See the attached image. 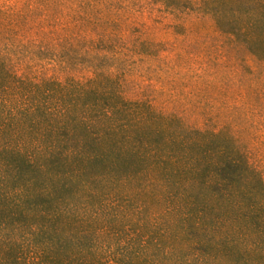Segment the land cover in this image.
Segmentation results:
<instances>
[{"label":"trees","instance_id":"1","mask_svg":"<svg viewBox=\"0 0 264 264\" xmlns=\"http://www.w3.org/2000/svg\"><path fill=\"white\" fill-rule=\"evenodd\" d=\"M162 2L0 0V264H264V0Z\"/></svg>","mask_w":264,"mask_h":264},{"label":"rangeland","instance_id":"2","mask_svg":"<svg viewBox=\"0 0 264 264\" xmlns=\"http://www.w3.org/2000/svg\"><path fill=\"white\" fill-rule=\"evenodd\" d=\"M133 4H130L129 8L133 11L135 10V14L142 15V19L148 20L156 28H159L161 33L164 31L160 28L162 18L164 14L161 10L165 9V5L162 0H131ZM143 8H141L142 6ZM141 6V7H140ZM143 11V12H139ZM159 92V90H157ZM262 161L264 162V157L261 156Z\"/></svg>","mask_w":264,"mask_h":264}]
</instances>
